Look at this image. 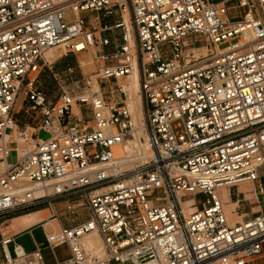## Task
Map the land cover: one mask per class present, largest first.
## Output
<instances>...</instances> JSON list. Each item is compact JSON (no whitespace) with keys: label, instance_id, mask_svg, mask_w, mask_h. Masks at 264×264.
Returning a JSON list of instances; mask_svg holds the SVG:
<instances>
[{"label":"built area","instance_id":"1","mask_svg":"<svg viewBox=\"0 0 264 264\" xmlns=\"http://www.w3.org/2000/svg\"><path fill=\"white\" fill-rule=\"evenodd\" d=\"M114 6L119 17L101 23ZM92 46L99 89L49 99L37 84L45 52ZM134 69L152 155L128 163L137 128L118 80ZM19 94L29 133L12 114ZM263 168L264 0H0V224L74 196L87 219L43 230L48 247L68 245L70 264H245L261 252L264 212L230 224L218 189L247 181L264 195ZM182 191L203 198L185 211ZM91 231L101 256L81 244ZM35 246L0 232V264H44Z\"/></svg>","mask_w":264,"mask_h":264},{"label":"rangeland","instance_id":"2","mask_svg":"<svg viewBox=\"0 0 264 264\" xmlns=\"http://www.w3.org/2000/svg\"><path fill=\"white\" fill-rule=\"evenodd\" d=\"M112 1L114 2L115 0H112ZM212 1L217 2L220 0H212ZM235 2L236 1H229L228 4H234ZM114 8H115V16L110 17V18L101 17V23H105L106 21L111 22V21L116 20L119 17L118 16L119 9H117V6H114ZM128 18H129V13H128ZM96 26H97V29H99V25L97 24ZM115 32H116L115 30L113 32L106 31V32H103V35H113ZM192 38L197 40L196 45L203 44L199 36H192ZM109 49L111 50V47H109ZM97 50H98L97 46H92L84 52L68 53L65 56H63V50L61 48H52L48 50L45 53V55L48 52H51L55 55V58H53L52 60H47V58L45 57V60L40 63L39 73L37 77V80H38L37 84L39 88L51 100L56 99L62 91H66L73 95H78L86 91H90L93 89L94 90L99 89L98 84L96 83V78H97L98 68H99V62L96 61V56H98L99 54L97 53ZM205 51L206 50L204 46L198 49V52L202 54H204L203 52ZM67 68H72L73 72L69 73L66 70ZM131 75L132 74H130L128 77L119 78L118 80L119 83L121 85L126 84L127 82H129ZM96 84L98 88L96 87ZM100 90L102 89L100 88ZM138 95L140 96L139 90H138ZM105 97H108L109 99L113 98V97H110L109 94H105ZM127 99L128 98L126 97L125 99L126 103H127ZM21 102H22V94H19L14 103L12 114L16 116V118L18 119L17 129L26 130L29 133L33 131L32 127L35 126L36 121H32V119H28L27 117L20 118L16 109L20 106ZM140 102H141V98H140ZM131 115H132V119L136 126L140 124L142 125L143 113H142L140 124L134 120L132 112H131ZM92 124H93L92 122H88L89 126ZM9 130L10 129L8 128L7 131ZM38 136L40 138H47L48 133L44 131H39ZM150 154L151 153L147 152L143 160L149 158ZM6 160H7V163L11 165L15 161V152L14 151L9 152ZM261 172H264V168L261 169ZM261 182L264 186V177L261 179ZM248 188H252V184L250 182H244V183H241L237 189L239 191H244L245 189H248ZM218 191L220 192L221 200H224L225 197H227V193H228L227 188L220 187ZM179 196L181 200H185L183 203H184V206L187 207L188 209H191V207H193L191 206V204L193 203V199L191 198H195L198 202H200L203 198L202 195H197L194 197L192 194H189L184 191L180 192ZM259 197L260 199H263V207H264V195L259 194ZM77 199H80V197H77ZM62 201H64L63 198L55 199L54 200L55 206L59 208V205ZM86 207H87L86 203H84L83 205L79 207L75 206L74 207L75 210L73 212H67L66 214L62 215V219L64 220L65 223L71 224L72 221H74V219L77 220V219L87 218L89 214V210ZM47 214L49 215L48 211H47ZM4 232L8 233V230H5ZM33 236L36 242L40 243L42 248L45 251L49 252V254L51 255L53 254L52 252L53 249L47 246L44 235H43V231L40 227H36L33 230ZM17 242L20 243L26 251H29L34 248L33 240L29 232L20 235L17 238ZM101 247H102V243H101ZM8 248L10 252H12V244L8 245ZM84 249L88 250L86 247ZM93 250L94 249H91V251ZM93 253L99 256L103 255V253L98 254L96 250L93 251Z\"/></svg>","mask_w":264,"mask_h":264},{"label":"crops","instance_id":"3","mask_svg":"<svg viewBox=\"0 0 264 264\" xmlns=\"http://www.w3.org/2000/svg\"><path fill=\"white\" fill-rule=\"evenodd\" d=\"M97 49H99V47ZM106 50H110L109 47H107ZM241 183L236 186L227 188V197L222 200L225 212L227 213V217L233 222L238 221L239 218L240 220L250 219L256 216L259 212H263L264 210L263 199H260L259 194L253 191V187L256 185V183L250 182L252 184V188L245 189L244 191H239L237 188ZM60 198H63L64 201L60 203L59 208L55 206V203L53 201L51 207H49L46 203H39L32 207L34 208V210L32 211L19 215H15V213L4 215L3 217H1L0 232L4 235L12 234L14 242L19 245L21 244L17 242V238L20 235L29 232L33 240L34 248L26 251L21 245L26 252L33 251L36 247L35 245L38 244L41 248L44 264H70L67 261L71 257V252L66 243H60L53 247V254L51 255L49 254V252L45 251L42 248L40 243L36 242L33 236V230L36 227H40L42 231L44 229H47V227L49 226V224H46L47 220H50V223H53L56 227H71L82 223L87 219H74L71 224L65 223L62 219V215L66 214L67 212H71L67 210L66 207L71 204L73 207V212L75 210L74 207L83 205L84 201L82 199H77V197L74 196H64ZM192 208L194 209V207ZM47 211L49 215L47 214ZM28 214L34 216L35 221L26 224L24 223L22 218L24 216H29ZM5 230H8V233H5ZM78 264L85 263L81 262ZM245 264H264V242L261 245V252L258 255L245 259Z\"/></svg>","mask_w":264,"mask_h":264},{"label":"bare ground","instance_id":"4","mask_svg":"<svg viewBox=\"0 0 264 264\" xmlns=\"http://www.w3.org/2000/svg\"><path fill=\"white\" fill-rule=\"evenodd\" d=\"M118 1L124 2L125 0H118ZM123 17H124V20L128 23L129 18H128L127 9H125V11L123 12ZM203 53H205V52H203ZM44 57H46L47 60H52L53 58H55V55L51 52H48L46 55L44 54ZM122 86H123L122 87L123 90H125V92H126V97L128 98L127 104L131 110L130 112H132L134 120L140 124L141 123V117H142V107H141V102H140V96L138 95L139 84H138L136 69H134V71L132 72V75L130 76L129 82H127L126 84H123ZM96 87H97V84H96ZM96 90H98V89H96ZM136 128H137V130L135 132V139H132V140H129L128 142H125V150L128 153V155L130 156V161L128 163H131L133 161H138V160L143 161L145 154H147V152L151 153L149 148L147 147L146 141L142 139V137H144V134L141 131L142 125L141 124L137 125ZM9 145L10 144H8V146ZM117 151H119V150H117ZM151 155H152V153L150 154V157H151ZM242 182H247V181H242ZM221 188H224V187L222 186ZM41 193H42L41 189L32 190L33 195H39ZM182 205H183V208L185 211L193 210L192 207H191V209H188L187 207H185L184 203ZM22 219H23L24 223H26V224H29V223H32L35 221L34 216H31V215L24 216ZM227 219H228V222L230 224L234 223L228 217H227ZM238 221H241L240 218L238 219ZM80 241H81L82 246H85L88 249V251H90L91 253H93V251H95V250L98 254L103 253V248L101 247V239L99 238L96 231H91V232L83 235L81 237ZM85 247H83V248H85ZM91 249H94V250L91 251ZM93 254H95V253H93Z\"/></svg>","mask_w":264,"mask_h":264},{"label":"trees","instance_id":"5","mask_svg":"<svg viewBox=\"0 0 264 264\" xmlns=\"http://www.w3.org/2000/svg\"><path fill=\"white\" fill-rule=\"evenodd\" d=\"M34 210V208H28V209H25V210H22V211H18L17 213H15V215H19V214H23V213H26V212H29V211H32Z\"/></svg>","mask_w":264,"mask_h":264}]
</instances>
